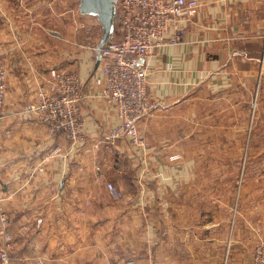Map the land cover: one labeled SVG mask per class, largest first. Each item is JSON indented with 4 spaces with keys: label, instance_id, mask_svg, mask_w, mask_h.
<instances>
[{
    "label": "crops",
    "instance_id": "crops-1",
    "mask_svg": "<svg viewBox=\"0 0 264 264\" xmlns=\"http://www.w3.org/2000/svg\"><path fill=\"white\" fill-rule=\"evenodd\" d=\"M199 1L177 23L179 42L139 60L152 107L134 142L108 138L119 119L93 49L102 27L78 0H0V207L11 264L251 263L264 238V174L242 178L238 161L216 157L240 135L239 114L248 124L252 95L264 102V0ZM53 71L80 79L79 141L51 133L30 109Z\"/></svg>",
    "mask_w": 264,
    "mask_h": 264
},
{
    "label": "built area",
    "instance_id": "built-area-1",
    "mask_svg": "<svg viewBox=\"0 0 264 264\" xmlns=\"http://www.w3.org/2000/svg\"><path fill=\"white\" fill-rule=\"evenodd\" d=\"M199 0H117L119 31L113 30L106 42L93 47L101 59L104 95L114 107L119 122L109 129L108 138L127 136L139 141L137 121L151 110L147 93V71L139 60L167 43L179 42L184 33L177 26L199 7ZM47 85L39 86L36 102L30 109L51 133H64L72 142L82 139V118L79 102L81 82L76 73L53 71ZM6 93V70L0 62V120ZM59 148L52 149L57 154ZM179 154L171 155V159ZM99 174L96 180H101ZM105 187L111 198L119 199L121 191L110 181ZM7 215L0 207V264H11L8 250L11 235L6 230ZM127 260L126 264H132ZM264 264V238L254 246L251 263Z\"/></svg>",
    "mask_w": 264,
    "mask_h": 264
},
{
    "label": "rangeland",
    "instance_id": "rangeland-1",
    "mask_svg": "<svg viewBox=\"0 0 264 264\" xmlns=\"http://www.w3.org/2000/svg\"><path fill=\"white\" fill-rule=\"evenodd\" d=\"M98 32V31H97ZM237 125L240 135L228 138V149L217 154L216 159H233L239 162L238 175L254 177L264 174V102L259 94L254 93L249 104L248 124L247 117L239 114ZM234 124L235 121L231 123ZM210 158V157H209ZM235 170V169H234Z\"/></svg>",
    "mask_w": 264,
    "mask_h": 264
},
{
    "label": "water",
    "instance_id": "water-1",
    "mask_svg": "<svg viewBox=\"0 0 264 264\" xmlns=\"http://www.w3.org/2000/svg\"><path fill=\"white\" fill-rule=\"evenodd\" d=\"M78 10L82 14L95 15L98 17L101 27L102 36L98 42V47H101L114 30L113 16L116 11L117 0H78Z\"/></svg>",
    "mask_w": 264,
    "mask_h": 264
},
{
    "label": "trees",
    "instance_id": "trees-1",
    "mask_svg": "<svg viewBox=\"0 0 264 264\" xmlns=\"http://www.w3.org/2000/svg\"><path fill=\"white\" fill-rule=\"evenodd\" d=\"M92 18L95 19V21L101 25L99 19L97 16L92 15ZM113 25H114V30L119 31L120 25H119V13L115 11L114 16H113Z\"/></svg>",
    "mask_w": 264,
    "mask_h": 264
}]
</instances>
